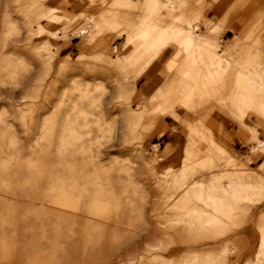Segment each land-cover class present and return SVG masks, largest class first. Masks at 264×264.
Instances as JSON below:
<instances>
[{
  "label": "rangeland",
  "instance_id": "1",
  "mask_svg": "<svg viewBox=\"0 0 264 264\" xmlns=\"http://www.w3.org/2000/svg\"><path fill=\"white\" fill-rule=\"evenodd\" d=\"M167 1L61 39L50 0H0V264H264V0L233 7L235 33L204 26L220 0H195L206 58L186 91L174 31L196 12ZM73 35L92 44L67 53ZM199 129L232 149L222 173Z\"/></svg>",
  "mask_w": 264,
  "mask_h": 264
},
{
  "label": "crops",
  "instance_id": "2",
  "mask_svg": "<svg viewBox=\"0 0 264 264\" xmlns=\"http://www.w3.org/2000/svg\"><path fill=\"white\" fill-rule=\"evenodd\" d=\"M50 1L55 7L54 6H48V8L55 9L58 12L66 15L63 21L54 24V29L61 30L59 32V34L64 33L67 37L68 35H72L74 33H77L78 30L81 29V27L84 29V27L88 26L90 24V19H91L90 15H92L93 17H96V18L103 19V18H106V15H108V13L112 14L114 16L113 26L117 27L118 22L121 20V18L123 16H127L131 13L132 5H134L137 0H93V1H90V0H50ZM139 1L141 2L142 0H139ZM239 1H240V3L243 2L244 6H247V4L248 5L251 4L250 0H236V1L234 0V2L232 0L230 2L231 6L224 8V4H229V3L226 2V0H220V4H219L220 6L218 9L215 10V12L219 11V16L217 18L208 16V18L204 22V24H205L204 26L205 27H210V26L221 27L223 29H227L228 31H231V33H235V31H237L238 26L235 25L236 19H235V16L233 15V9H234L233 7L237 3L239 4ZM86 3H88L91 6L86 5ZM147 3L149 4L151 2L148 1ZM202 10H205V9H201V7L198 6L196 1L193 0V7H192L191 12L192 13L196 12V13H195L193 18H188L190 16V14H187V17L185 18L186 19L185 21H187V18H188V19L192 20L194 24L199 25V30L197 32V34H198L197 38H198L199 46H197V47L203 46V43L199 39L200 29L203 28V26H202V23H203ZM144 14H145V12H144ZM144 14H143V18H142L143 22L145 21ZM87 16H88V18H87ZM93 17H92V19H93ZM79 19H83V21H84L83 25L80 26L75 31L71 32L70 31L71 24L74 23L75 21L79 20ZM176 19H178V16L174 19V21H176ZM199 19H201V20H199ZM197 21H199V24ZM87 22H89V23L86 24ZM223 24H225V25H223ZM93 30L97 31L94 34V36L98 35V37H102V39L103 38L105 39V37H103V34H105L104 32H98V30L95 28ZM116 35H120V33H116ZM142 37L138 36L137 39L142 38ZM69 38L70 37H68V40H64L63 42H61L63 50L66 51L67 53L84 51L87 49V45L92 44V41H91L92 37H90V36L84 37V36L73 35L72 38H70V39ZM178 42L179 41L177 40V46H176L177 51H178ZM140 43H141L140 41H136L134 44H132V45L130 44V47L128 49L129 50L128 55H130V56L135 55L138 47L141 45ZM233 43L235 45H237V41L234 40ZM106 44H107V42H106ZM114 46H118L119 50L122 47H124L121 44L115 43L112 47L113 51H115ZM229 46L230 45H225L224 47H229ZM231 46H230V48H232L231 53L220 54V56L225 61H229V62L232 61L234 58H236V56H238L240 54V51L242 50V48H240L239 46H237L238 48H234ZM197 47H195V48H197ZM195 48L193 49L194 54L192 56H189L188 58L190 60V67L197 71L199 79L201 80L202 79V71H201L200 62H203L205 60L204 58H206V54L199 55L198 51ZM132 49H133V52L130 53V50H132ZM119 50L117 52H119ZM234 51H236L235 54H233ZM168 56H169L168 53H165L157 59V62L159 64V68L157 70L158 73L163 68V65H164L165 61L167 60ZM176 56H177V58H179L178 53ZM232 56H234V57L232 58ZM178 60H180V58ZM180 64H181V70L180 71L182 74L183 63L181 60H180ZM249 75L254 76V73L250 72ZM160 82H161V77H159V79L151 87L153 89H157L160 86ZM198 125H200V124H198ZM197 131H199V130H197ZM173 137L174 138L175 137H183V135L176 134V135H173ZM209 138H212V137H209ZM212 139L214 140V138H212Z\"/></svg>",
  "mask_w": 264,
  "mask_h": 264
},
{
  "label": "bare ground",
  "instance_id": "3",
  "mask_svg": "<svg viewBox=\"0 0 264 264\" xmlns=\"http://www.w3.org/2000/svg\"><path fill=\"white\" fill-rule=\"evenodd\" d=\"M169 1V0H168ZM167 1V2H168ZM236 1V0H235ZM238 2V1H237ZM171 3V2H170ZM154 4H156L154 2ZM170 6V5H169ZM91 18V17H90ZM92 19V18H91ZM184 24V23H182ZM180 25L176 31H174V33H176L178 30V34H180V36H183L185 37L184 40H183V43H182V46H180L178 48V57L180 58V60L182 61L183 63V70H182V75L185 77V79H187V81L189 82L185 91L186 90H189L191 88H193L198 82H199V76H198V73L195 69L191 68L190 67V60H189V56H192L194 54V51L193 49L197 46H199V42H198V30H199V25L197 24H194L192 20L190 19H187L185 25ZM89 28V27H88ZM49 31V30H48ZM81 32V31H80ZM58 33V32H57ZM141 33V32H140ZM171 36V35H170ZM59 37L61 39H65L66 38V35L64 33H60L59 34ZM131 37V36H130ZM176 37V36H175ZM258 45V44H257ZM259 47V46H258ZM256 49V48H255ZM260 49V48H259ZM262 49V48H261ZM114 50L117 52L119 50V47L118 46H114ZM258 50V49H257ZM256 51V50H255ZM133 52V49L130 50V53ZM224 53V52H223ZM236 51L233 52V54H235ZM229 54V53H228ZM234 56H232L233 58ZM237 57V56H236ZM205 59V58H204ZM224 60V59H223ZM231 60V59H230ZM249 65V64H248ZM224 67V66H223ZM249 67V66H248ZM145 68V67H144ZM249 70V69H248ZM251 71V70H250ZM249 71V72H250ZM247 73V71H246ZM181 76V75H180ZM201 78V77H200ZM243 78V77H242ZM162 79V78H161ZM203 80V79H202ZM161 84V82H160ZM208 84V83H207ZM200 85V84H199ZM203 85V84H202ZM209 85V84H208ZM151 89L153 90V93L149 94V92L146 93L145 95V98L144 100L145 101H149L150 99H153L154 97H156V89H153L152 87H150V90ZM160 94V93H159ZM179 94V93H178ZM157 98V97H156ZM143 103L144 102H141L139 104V109L141 107H143ZM238 119V118H237ZM249 122V120H248ZM247 123V122H245ZM175 125V124H174ZM203 125V124H201ZM250 129V128H249ZM197 135L200 137L202 143L205 142H208L207 145H208V149H210L211 151L213 150H217V158H218V162H219V166H220V169H219V172L222 173L226 167V163L231 160L230 158V155H232L231 151L232 149L228 148L226 146L225 143H221L219 147H217L213 141L212 138H207L202 132H201V129H199ZM203 145V144H202ZM155 149L157 147V143H155ZM217 148V149H216ZM251 148V151L253 152H258V151H262L264 152V140L263 139H260V138H257L256 139V144L250 146ZM157 150V149H156ZM190 151L189 153V156H192L194 157V153L192 150H188ZM197 157V156H196ZM166 173L167 171L163 170L160 172V174L162 176H166ZM229 184V183H228ZM241 185V184H240ZM210 186V185H209ZM244 186V185H242ZM235 187V186H234ZM219 206V205H218ZM182 218V217H181ZM263 252H264V240H263Z\"/></svg>",
  "mask_w": 264,
  "mask_h": 264
}]
</instances>
